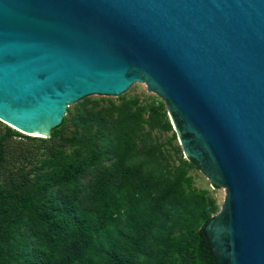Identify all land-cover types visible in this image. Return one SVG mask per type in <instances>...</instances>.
<instances>
[{
  "label": "water",
  "instance_id": "water-1",
  "mask_svg": "<svg viewBox=\"0 0 264 264\" xmlns=\"http://www.w3.org/2000/svg\"><path fill=\"white\" fill-rule=\"evenodd\" d=\"M140 84L224 188L202 228L215 264H264V0H0L5 125L47 138L69 106Z\"/></svg>",
  "mask_w": 264,
  "mask_h": 264
},
{
  "label": "trees",
  "instance_id": "trees-1",
  "mask_svg": "<svg viewBox=\"0 0 264 264\" xmlns=\"http://www.w3.org/2000/svg\"><path fill=\"white\" fill-rule=\"evenodd\" d=\"M118 99L69 106L47 138L0 121V264H215L198 162L152 140L177 137L164 102Z\"/></svg>",
  "mask_w": 264,
  "mask_h": 264
},
{
  "label": "rangeland",
  "instance_id": "rangeland-1",
  "mask_svg": "<svg viewBox=\"0 0 264 264\" xmlns=\"http://www.w3.org/2000/svg\"><path fill=\"white\" fill-rule=\"evenodd\" d=\"M124 95L127 98L137 96V97L142 99V102L145 100V102H147V103H149L153 99V97L156 96L153 92L147 91L145 84H140V85L130 87L124 93ZM89 97H91L93 99L108 98V99L113 100L114 102L119 101L118 96L116 97V96L92 95ZM168 118H169V116H168ZM172 127H173V125H172ZM1 128H2V126H1ZM171 134H172V132H170V131L169 132L154 131L153 135H152V140L164 142L165 143L164 148L167 149L168 151H170V153L172 154V156L175 159V163L177 164V158H178L179 154L176 152V150H175L176 147H174V146H177L179 144V142H178V139L176 137V140H173L171 143H168V140L170 139ZM16 139H18V138H16ZM181 156H182V158H185L183 151L181 153ZM172 161H173V159H172ZM189 175L192 177V187H196L198 189L208 190V194L215 199L216 204L219 206V209H220V206L224 200V188L213 186L210 183V180L201 171V169L189 170Z\"/></svg>",
  "mask_w": 264,
  "mask_h": 264
},
{
  "label": "bare ground",
  "instance_id": "bare-ground-1",
  "mask_svg": "<svg viewBox=\"0 0 264 264\" xmlns=\"http://www.w3.org/2000/svg\"><path fill=\"white\" fill-rule=\"evenodd\" d=\"M45 138V137H44Z\"/></svg>",
  "mask_w": 264,
  "mask_h": 264
}]
</instances>
